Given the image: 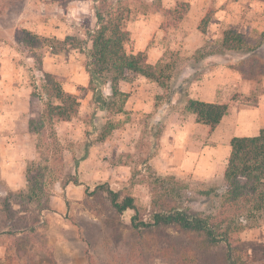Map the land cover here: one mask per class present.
Here are the masks:
<instances>
[{
    "label": "rangeland",
    "instance_id": "1",
    "mask_svg": "<svg viewBox=\"0 0 264 264\" xmlns=\"http://www.w3.org/2000/svg\"><path fill=\"white\" fill-rule=\"evenodd\" d=\"M125 1L129 9L126 29L142 14H157L163 5V0ZM175 3L170 8L176 14L165 20L171 25L169 28H177L176 16L185 12L183 2ZM95 6L94 0H0V264H264V224L233 234L229 243L208 246L204 235L197 232L171 227L134 228L135 212L116 213L107 194L97 190L104 185L121 197H135L139 208L137 222L152 221L158 210V195H164L162 201L173 207L203 217L223 210L224 197L202 194L215 189L224 196L223 176L200 180L169 174L181 185L177 188L174 183L158 182L157 170L148 163L156 154L148 140L150 117L140 118L145 124L144 134L134 144L140 149L126 159L121 152L118 158V144L109 151L108 146L98 143L97 135L106 123L103 119L106 114L92 106L88 114L81 117L78 114L67 124H56V136L63 147L62 164L42 160L36 153V138L22 126V115H26L28 90L32 93L33 88H38L41 94V80L43 73H47L45 60L60 58L53 55L47 40L67 37L87 40V33L97 29ZM245 39L251 46L263 40L257 32L245 35ZM147 41L146 51L158 41L166 48L164 63L170 65L167 72L171 77L167 83L170 93L179 74L192 72L185 58L194 53L184 50L180 40L171 38L167 29L160 35L158 31L140 34L138 47L131 41L127 50L145 49ZM60 54L67 74L76 70L77 76H81L84 68L88 71L84 50L68 48ZM256 55L264 58V49ZM200 66L205 67V72L213 67L204 62ZM54 77L67 90L73 85L66 80L68 76ZM234 99L254 102L256 96ZM181 106L187 110L186 103ZM111 115L110 121L117 123L118 118ZM9 136L15 137L13 143L4 141ZM86 143L90 144L92 157H87L88 162L79 174L73 154L82 158ZM31 161L36 191L33 199L28 200L25 174ZM72 179L78 182L73 183ZM6 204L10 206V216L5 211ZM225 211L234 220L233 226L243 222L236 211Z\"/></svg>",
    "mask_w": 264,
    "mask_h": 264
},
{
    "label": "trees",
    "instance_id": "2",
    "mask_svg": "<svg viewBox=\"0 0 264 264\" xmlns=\"http://www.w3.org/2000/svg\"><path fill=\"white\" fill-rule=\"evenodd\" d=\"M96 3L97 29L87 33V40L80 37L65 40L56 38L48 39L54 54H59L68 48L84 50L88 59V73L90 84L88 89L93 92L91 105L93 108L99 107L104 114L106 123L102 124L98 132L97 141H105L116 128V123L110 121L111 114L124 112L123 105L127 95L120 91V81L131 79L141 75L149 80L157 82L164 88L165 94L158 97V101L166 96L170 101L172 92H168V81L171 79L167 75L170 65L163 61L158 64H150L146 52H134L127 50V46L132 41L131 32L125 28V21L129 15V9L125 0H94ZM185 12L179 13L176 22H180L186 15L189 5L181 4ZM163 7H160L162 10ZM159 11V10H158ZM165 19L170 15H175L176 10H163ZM211 15L208 14L202 21L205 26ZM171 25L165 21L162 28H169ZM263 39L255 46L247 43L243 34L234 30H226L219 43H208L198 49L191 57L185 58L187 65L193 69L190 79L176 82L174 87L184 96L187 111L196 116L198 123L207 125L214 130L221 123L228 112L226 104H212L195 101L188 98V85L197 80L205 73V67L200 66L204 58L219 55L223 60L221 64L239 72L242 79L250 81L252 84H261L264 77V58L256 55L258 50L264 49V33L260 34ZM186 65V66H187ZM111 91L110 96H106L104 88ZM41 94L38 88H33L30 101L31 117L29 120V133L36 138V153L40 159L63 163V147L56 136L55 126L58 123L71 122L80 112V97L66 92L61 82L53 75L43 73L40 84ZM79 87V91H83ZM155 125L149 123L152 132L150 137L151 151L158 145V139L164 126L160 123ZM155 131V132H154ZM80 148V145H75ZM232 152L228 161L226 171L222 177L226 194L218 195L215 189L204 191L202 194L207 197H224V208L219 212L211 213L203 217L198 213H191L179 207H173L163 202L164 195H158V210L154 212L152 221L137 222L139 208L135 197L127 195L121 197L109 187L100 185L97 190L107 194L112 207L118 214H123L127 210L135 212L133 217L134 228L141 227L177 228L183 232H197L204 235L208 246H216L221 242L229 243L233 234L246 229L261 227L264 224V128L255 137H235L231 141ZM85 153L82 158L73 154L74 167L77 170L80 162L87 159L90 144H85ZM129 155V154H127ZM33 165L31 161L26 168V180L28 183V200L35 196L36 185L33 183ZM76 178V177H75ZM77 183V179L70 180ZM158 182L168 184L174 183L175 188L181 185L175 182L168 175H159ZM163 188H165L163 186ZM11 194V193H10ZM236 211V215L243 218V222L238 226H233L234 220L228 217L227 211ZM6 213L11 214L10 206L6 204ZM244 264V263H242Z\"/></svg>",
    "mask_w": 264,
    "mask_h": 264
},
{
    "label": "crops",
    "instance_id": "3",
    "mask_svg": "<svg viewBox=\"0 0 264 264\" xmlns=\"http://www.w3.org/2000/svg\"><path fill=\"white\" fill-rule=\"evenodd\" d=\"M177 1L189 5L186 15L180 20L177 28H162L166 20L163 10H171V5ZM162 7L157 14H142L137 20L130 22L127 30L131 32L134 46L138 47L140 34L158 31L160 35L164 34L166 29L171 38L180 40L181 47L191 53H195L208 43H219L226 30H234L244 37L252 32L264 33V0H163ZM208 14L211 15L210 20L205 25L206 28L201 29L202 21ZM148 45L149 41L145 49L139 50L147 53L148 62L153 65L164 62L166 53L164 45L158 41L155 47L146 51ZM170 47L172 48V45ZM53 55L60 58L57 60L48 57L44 62L45 71L53 76L64 78L68 76L66 80L73 82V85L67 90L61 82L63 89L80 97L79 116L88 114L93 108L91 105L93 92L88 89L90 84L88 71L84 68V73L77 76L74 70V73L69 75L66 73V64L61 61L62 54ZM222 60L219 55L204 58L202 62L213 67L208 68L207 72L188 85V98L204 103L228 105V112L217 128L211 130L209 126L198 123L194 114L183 109L181 104L185 103L184 96L178 92L177 86L174 87V91L172 90L170 101L165 97L158 101V97L165 94L164 88L157 82L138 75L120 81V91L127 95L123 105L124 112L114 114L118 118L116 128L105 141L98 143L108 146L109 151L116 149L115 144H118L120 148L116 154L125 153L123 159L129 157L127 154L132 156L140 149H136L134 144L136 145L144 134L145 124H142L140 118L147 116L150 117L147 123L149 143L152 135L149 123L153 122L155 124L153 126L158 123L164 126L158 145L154 149L156 154L148 160L159 175L192 176L200 180L222 177L232 152L231 141L235 137L258 136L264 128V77L261 84L254 85L242 79L239 72L221 64ZM190 69L192 72L186 70L179 74L176 82L190 79L193 74V69ZM79 87H83L84 91H79ZM103 91L106 96L111 95L108 87ZM26 94L28 101L27 108L24 109L26 115H22V126L29 133L32 93L28 90ZM236 96L247 99L256 96V99L254 102L252 100L242 102L235 100ZM93 109L104 114L99 107ZM130 117L133 120H130ZM136 118L138 122L135 121ZM62 124L67 123L62 122L60 125ZM14 139L15 137L9 136V139L4 141L13 143ZM88 157H92V154H88ZM87 159L80 162L79 174L83 170L82 167L86 166Z\"/></svg>",
    "mask_w": 264,
    "mask_h": 264
}]
</instances>
